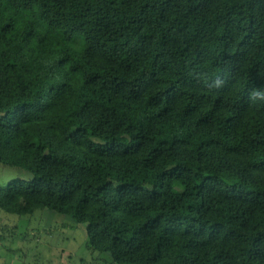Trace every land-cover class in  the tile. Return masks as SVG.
I'll return each instance as SVG.
<instances>
[{
  "label": "trees",
  "instance_id": "1",
  "mask_svg": "<svg viewBox=\"0 0 264 264\" xmlns=\"http://www.w3.org/2000/svg\"><path fill=\"white\" fill-rule=\"evenodd\" d=\"M0 163L116 264H264V0H0Z\"/></svg>",
  "mask_w": 264,
  "mask_h": 264
},
{
  "label": "rangeland",
  "instance_id": "2",
  "mask_svg": "<svg viewBox=\"0 0 264 264\" xmlns=\"http://www.w3.org/2000/svg\"><path fill=\"white\" fill-rule=\"evenodd\" d=\"M30 178L21 168L0 163V186ZM87 241L86 224L68 215L48 209L0 212V264H116L108 252L88 248Z\"/></svg>",
  "mask_w": 264,
  "mask_h": 264
}]
</instances>
